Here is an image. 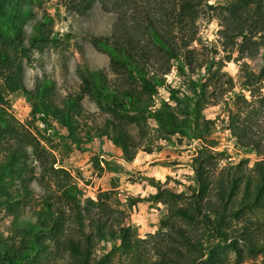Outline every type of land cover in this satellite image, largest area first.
<instances>
[{"label":"trees","instance_id":"obj_1","mask_svg":"<svg viewBox=\"0 0 264 264\" xmlns=\"http://www.w3.org/2000/svg\"><path fill=\"white\" fill-rule=\"evenodd\" d=\"M59 1L78 16L97 5L115 13L112 34L90 38L108 55L109 73L79 67L80 86L67 95L63 109L51 80L28 91L24 62L30 51L67 40L44 13L27 46V6L44 1L0 0V214L6 209L12 218L6 235L0 232V264H264V0ZM204 20L218 21L216 45L225 57L216 45L195 47ZM235 52L250 62L262 59L256 68L242 64L237 81L224 71ZM173 71L183 80L178 88L167 83ZM237 85L249 90L251 100L238 96L230 106L226 98ZM18 92L32 100L45 125L62 119L71 131L76 119L88 116V97L107 115L94 135L108 136L129 163L140 150L154 152L147 132L151 120L156 140L179 135L202 144L191 163L193 184L182 192L150 181L158 191L151 200L170 210L157 233L142 239L108 201L84 198L70 173L9 112L8 97ZM221 105L228 109L222 126L240 148L255 152V168L242 162L221 166L224 152L209 140L217 120L205 115ZM36 177L49 190L36 218L22 217L19 204L32 200Z\"/></svg>","mask_w":264,"mask_h":264},{"label":"rangeland","instance_id":"obj_2","mask_svg":"<svg viewBox=\"0 0 264 264\" xmlns=\"http://www.w3.org/2000/svg\"><path fill=\"white\" fill-rule=\"evenodd\" d=\"M43 1L41 5L30 2L27 6L30 17L25 22L26 45H29L34 28L42 20L44 13L54 17L52 29L59 38L67 40V43L43 51H30V60L24 62L25 87L32 91L38 81L51 80L56 86V105L63 109L67 95L76 93L80 86L79 67L109 73L108 55L95 49L90 38L110 36L116 15L104 11L97 5L88 15L78 16L67 11L59 0ZM218 32L217 20L202 21L200 44H196L195 47L200 49L202 46H215L218 44ZM67 35L69 39H66ZM216 46L221 52L220 57H225L226 53L222 52L220 45ZM261 62V58L255 62L243 60L235 52L233 62L227 63L224 71L237 81L242 64L248 63L256 68ZM167 83L178 88L183 80L176 71H173L167 77ZM211 89L213 90L214 86ZM159 92L160 98L168 102V93L164 89H160ZM262 93L264 95V83ZM238 96H245L251 100L249 90L237 85L226 98L228 104L232 106ZM8 100L9 112L52 153L57 165H61L70 173L84 198L108 201L115 213L124 218L126 225L135 228L142 239L157 233L161 220L170 214L168 206L151 200L158 191L150 181L174 188L178 192H182L185 185L193 184L191 163L195 154L202 148V144L179 135L170 140H156L157 125L154 120L148 122L147 131L155 147L154 152L149 154L140 150L136 159L129 163L125 160L122 149L108 136L94 135L104 127L107 115L88 97L83 101L88 116L76 119L73 122V131L69 130L62 119L51 118L50 124L45 125L41 120L43 115L39 110H34L32 100L24 92L11 94ZM227 110V106L221 105L209 107L205 111L207 119L217 120L216 130L209 140L218 142L216 152H224L220 157L221 166L227 164L236 166L242 162L249 169H253L258 162L255 152L240 148L230 132L221 124V120L228 117ZM90 131L93 136H89ZM133 131L136 135L137 131ZM142 142L146 145L150 143L147 139ZM38 179L33 178L32 183L30 182V187L34 191L32 200L19 204V213L22 217L35 219L36 213L41 209V202L47 195L49 187L45 183L40 185ZM18 187L21 185L18 184ZM11 222L10 214L4 209L0 214V232L6 235ZM249 264H260V260Z\"/></svg>","mask_w":264,"mask_h":264}]
</instances>
